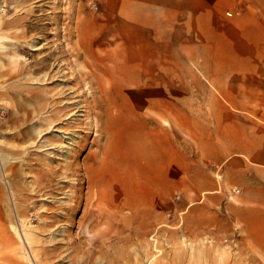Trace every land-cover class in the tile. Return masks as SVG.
<instances>
[{"label":"rangeland","instance_id":"1","mask_svg":"<svg viewBox=\"0 0 264 264\" xmlns=\"http://www.w3.org/2000/svg\"><path fill=\"white\" fill-rule=\"evenodd\" d=\"M230 4L223 26L248 8L264 14V0ZM112 13L101 0H0V264H264L226 208L188 224L180 177L154 189L166 124L156 77L186 65L138 63L134 32ZM170 50L174 61L205 53Z\"/></svg>","mask_w":264,"mask_h":264},{"label":"crops","instance_id":"2","mask_svg":"<svg viewBox=\"0 0 264 264\" xmlns=\"http://www.w3.org/2000/svg\"><path fill=\"white\" fill-rule=\"evenodd\" d=\"M226 1L101 0L124 29L134 32L138 63L186 65L165 68L167 75L156 77L166 81L154 89L156 96L166 97L156 108L166 124L157 123L165 129V156L159 170L149 168L154 189L170 192L173 177H180L186 223L198 209L224 207L235 224H242L248 243L264 254V14L248 8L223 26L222 11L233 0ZM189 46L206 54L174 61L170 49ZM146 49H155L153 56H146ZM191 64L197 65L194 79ZM174 96L180 97L179 104L173 103ZM174 125L180 135H174ZM147 141L143 144H152ZM162 181L165 187H158ZM156 216L167 220L168 215Z\"/></svg>","mask_w":264,"mask_h":264},{"label":"bare ground","instance_id":"3","mask_svg":"<svg viewBox=\"0 0 264 264\" xmlns=\"http://www.w3.org/2000/svg\"><path fill=\"white\" fill-rule=\"evenodd\" d=\"M231 14V13H230ZM118 115H120L119 113H117ZM118 156H117V154H116V158H117ZM116 163H117V166L119 167V168H122L123 169V165H121L122 163H121V161H118V159H117V161H116ZM104 167H105V164H104ZM98 245L100 246V247H102V244L99 242L98 243ZM107 247V246H106ZM104 252V251H103ZM94 252H93V250H91L90 251V254H93ZM107 257V256H106ZM116 262L117 263H119L118 261H117V259H116ZM179 262H180V260H179ZM178 264V263H177Z\"/></svg>","mask_w":264,"mask_h":264}]
</instances>
